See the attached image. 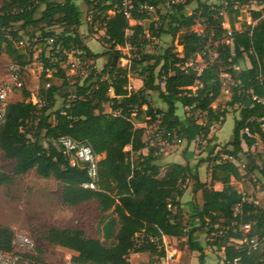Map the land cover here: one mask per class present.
<instances>
[{
    "label": "trees",
    "instance_id": "1",
    "mask_svg": "<svg viewBox=\"0 0 264 264\" xmlns=\"http://www.w3.org/2000/svg\"><path fill=\"white\" fill-rule=\"evenodd\" d=\"M128 1L131 19L136 24H131L124 13L123 0H85L92 9L90 27L98 24L104 30L108 48L103 52H94L84 41L80 33L84 11L77 0L2 1L0 25L11 27L13 40L0 32V56L6 54L11 61L26 66L33 51L18 48L15 41L22 38V30L39 28L41 41L50 47L49 55L42 54L45 61L42 76L52 70V76L63 80L62 85L41 86L37 103L27 100L31 92L25 87L23 100L9 102L6 123L0 133L4 156L15 161V176L35 169L41 177L60 181L65 205L94 202L104 223L102 238L89 237L80 227L50 224L43 239L49 245L74 252L71 257L74 264H132V253H149L152 259L143 264H163L168 255L164 236L186 237L188 247L197 251L200 263L205 264V247L195 237L199 229H204L212 238V245L224 251L225 264H264V208L244 202L241 212L234 213L233 207L242 201L243 193L234 186L232 178L240 180L245 174L234 161L223 159V155L240 159L243 144H253L254 139L246 129L264 135L259 122L264 116V103L259 101L264 96L262 12L250 10L255 25L245 22L236 29L235 18L249 0H229L226 11L234 18L228 43L221 3L197 0V6L188 13L186 2L162 9L168 0ZM145 4L157 7L159 15L148 28L143 21L154 15L142 9ZM200 20L205 25L202 32L193 29ZM56 25L63 27L57 34L51 29ZM165 34L172 36V44L160 52L147 51L153 38ZM54 35L57 38L49 43L48 39ZM176 44L183 47L182 53ZM128 46L134 55L130 68L118 63L126 57L122 48ZM206 47L217 51L215 60L204 58L201 69L197 64L187 65ZM72 51H80L85 61L107 57V62L102 70L91 67L83 80L71 83L62 63ZM246 57L251 67L237 71L235 67ZM222 73L231 76V98L223 106L214 107L224 87ZM133 74L142 78L139 89L130 88ZM153 92L167 104V109L152 105ZM59 98L62 102L57 106ZM179 105L191 113L181 116ZM235 106L240 108V117L235 121L230 140L225 144L208 143L209 156L203 162H212L209 183L200 179L201 163L193 166L187 154L184 163L172 162L163 169L159 145L148 146L146 154L142 152L147 147L146 128L136 126L135 120L156 126L157 134L165 142L181 140L189 146L200 138H208L211 126L223 123ZM196 111L205 114L206 122H199ZM66 134L91 144L100 155L105 154L99 163V189L84 187L82 184L89 181L86 169L80 164L72 165L58 148L57 139ZM127 146L131 149L126 150ZM255 153L248 151L251 161L246 169L264 175V165L258 163ZM187 180H193L194 185L185 222L181 197L185 193L182 185ZM12 181V175L0 173V186ZM214 182L221 183L222 188L216 189ZM199 192L202 202L197 198ZM248 222L252 223L251 230L244 233L240 226ZM14 235L12 227L0 223V249L12 250ZM247 238L257 239L255 249L246 241L237 242ZM35 251L37 255L23 253L21 264L25 257L36 264H47L40 259L41 247Z\"/></svg>",
    "mask_w": 264,
    "mask_h": 264
},
{
    "label": "rangeland",
    "instance_id": "2",
    "mask_svg": "<svg viewBox=\"0 0 264 264\" xmlns=\"http://www.w3.org/2000/svg\"><path fill=\"white\" fill-rule=\"evenodd\" d=\"M3 0H0V7ZM210 4H219L223 0H204ZM78 4L82 6L84 11L83 15V25L80 27V33L84 38V41L87 45L96 52H103L108 48V45L103 39L104 30L100 29L99 25L96 24L94 27H90L91 18H92V9L87 6L85 0H77ZM186 2V12L191 13L194 8L197 6V0H185ZM184 2V3H185ZM169 1L166 2L162 9H166L169 5ZM241 15L240 17L235 18V26L237 28H241V26L246 22L247 15H250V9L248 10L247 6L240 7ZM248 10V11H247ZM154 17L152 19H148L143 21V24L146 28L149 27V24L154 19H158L159 15L156 12L152 13ZM230 21L234 18L232 15H228ZM90 18V19H89ZM205 25L197 23L194 25L193 29L196 31L202 32L204 30ZM57 33L61 32L63 27L60 25L53 26L51 28ZM148 33V31L146 30ZM22 38L24 41V46L22 49L25 51H33V57L30 63L24 66V78H25V89H28L31 92V100L33 103H37L39 101L40 88L45 87L48 88L52 83L56 85H62L63 80L52 76V70H47V76L43 77L44 71V59L42 54L49 55L50 47L47 46L46 42L41 41L42 32L39 28L29 27L27 30L23 31ZM31 33H35L33 36ZM173 43V38L169 34L163 35L161 38H153L149 45H147L146 49L150 52H160L164 47L169 46ZM177 43V41H176ZM177 45V44H176ZM123 52L126 54L125 58H122L118 61V63L122 66L130 68V59L134 57L131 53L132 50L130 48L125 47L122 48ZM177 50L182 53L183 47L181 45H177ZM80 51L70 52L68 54V60L62 63L63 67L66 68L67 75L71 81V83L76 82L77 80H83L91 67H96L98 70H102L104 65L107 62V57H102L99 60H84ZM196 62L202 64V58L200 56L196 57ZM8 61H11L10 58L3 54L0 56V69H3ZM72 62H75V66L72 65ZM195 63V65L197 64ZM197 66V65H196ZM135 75V76H134ZM133 77L142 80V78L138 77L136 74L132 75ZM47 77H51V80H47ZM1 78H4V74L1 73ZM138 81V80H137ZM227 83L225 86L229 89V85L231 80L226 79ZM132 86L136 85L134 81L131 82ZM196 89V87H193ZM156 94V93H152ZM225 96H230L229 93L223 91L221 97L219 98V105L223 106L227 102V98ZM24 99L23 89L15 92L13 97L10 99V102L21 101ZM29 100V99H27ZM154 100L156 104L162 107H166L167 104L157 95H155ZM62 102V98L58 99L57 106ZM153 102V101H152ZM217 103V102H216ZM215 107V106H214ZM109 110V107H107ZM190 110L186 109L183 111L180 109L179 113L181 116H186ZM196 116L199 119V122H206L205 114L200 113L198 111L195 112ZM135 123L138 127L142 126L140 121L135 120ZM220 123H215L211 126L210 133L208 138L206 139H198L192 142L189 146H187L186 142H165L161 140V137L157 134L156 126L152 125L151 127H147L144 138L151 142L154 141V146L159 145L158 147H164L166 150L171 151V153H175L177 159L183 160L185 162L184 154H187L190 157V162L193 166L198 163H201L199 167V176L201 180L208 178L206 180L208 183L210 182L211 177V165L212 162H203L209 156V150L207 151V145L214 144L215 128L218 127ZM234 129V119L228 118L227 123L223 125L221 131V135L224 137L225 142L227 143L231 135L233 134ZM164 145V146H162ZM152 146V145H151ZM263 147V148H262ZM258 152L255 153L257 155V160L260 165H264V146H262ZM129 147H126L128 150ZM163 153V152H162ZM243 154V153H242ZM240 156V159H235V163L242 168V172L245 176L236 180L232 178V183L234 186L244 191L246 195L256 198L260 201L261 205L264 206V175L258 171L249 172L246 168L249 165L251 159L248 154ZM133 156V155H132ZM135 157V156H133ZM132 157V158H133ZM15 161L11 159H7L6 157L3 159L2 164L0 165V173H6L8 175L13 176V181L10 184H3L0 186V223L12 227L14 231H22L30 234L36 244L37 247H41L42 253L39 254L40 259L47 264H74L71 262V257L74 252L64 249H59L55 245H49L44 239L43 234L46 227L50 224H54L60 227H80L84 229L86 234L89 237H99L102 238V227L103 222L101 221L102 213L97 209L96 204L94 202H89L82 204L80 206H67L63 203L62 199V189L60 183L57 182L53 177L44 178L37 174L35 169L30 170L28 173L20 176L13 175L14 173ZM194 182L193 180H187L182 185L184 191L188 193L187 197L189 199L192 198V190H193ZM214 187L218 189L222 187V184L219 182H214ZM198 201L202 202L201 192L198 193ZM183 216L184 221L188 220V209L183 208ZM195 237L198 241H200L204 247L206 253L213 260V264L219 263V261L223 258L220 256V252L216 246L212 245V238H209L208 234L204 229H199L195 233ZM168 246L169 255L173 258H179L176 252H174V248H178L180 250H185L179 260L170 261V264H181L186 261V264L191 261V256H188V249H190L186 242V237L182 238H172L166 241L165 246ZM167 249V248H166ZM171 250V251H170ZM31 255H37V251L32 252ZM188 257V260H184ZM225 257V256H224ZM199 258V257H198ZM152 257L149 253H132L130 255V261L132 264H143L147 263L151 260ZM183 259V260H182ZM163 262V261H162ZM198 262L200 260L198 259ZM23 264H36L35 260L30 257H25Z\"/></svg>",
    "mask_w": 264,
    "mask_h": 264
},
{
    "label": "built area",
    "instance_id": "3",
    "mask_svg": "<svg viewBox=\"0 0 264 264\" xmlns=\"http://www.w3.org/2000/svg\"><path fill=\"white\" fill-rule=\"evenodd\" d=\"M96 1V0H92ZM169 5L172 4H179L184 3L185 0H168ZM128 0H123L124 5V13L127 17L130 18V23L135 24L137 21L134 19H131V13L128 8ZM221 4L224 5L223 8L220 9V14L224 16L225 19H228V12L226 11V7L229 4V0H223ZM244 6L248 7V10H260L262 12V17H264V0H249L248 3H246ZM238 7V4L235 6ZM143 10H148L149 12H156L157 7L154 5H142ZM241 11V9H240ZM240 17V16H238ZM246 23L248 25L254 26L256 21L252 19L251 15H247L246 17ZM224 28L227 29V42H231V36L233 33V29L228 22H223ZM11 27L4 28L0 25V32H5V37L7 39L13 40L11 35ZM200 32V31H198ZM129 33V31H127ZM57 38L56 35L50 37L48 39L49 43H53L54 40ZM15 44L18 48H21L25 45L23 38H20L19 40L15 41ZM130 48V46H128ZM25 49V48H24ZM210 55L212 61L215 60L218 56V54L211 50L209 47H206L205 50L202 52V55ZM195 63L194 59H190L187 65H193ZM72 65L75 66V62H72ZM24 66L17 62L8 61L3 69H0V133L2 128L4 127L7 119V109L8 104L10 102V97L16 90H20L25 86V78H24ZM1 73L4 74V78H1ZM262 103H264V96L259 99ZM260 122V128L264 134V116L259 120ZM245 132L248 134L249 137H252L254 139L253 144L250 146V149L252 151L258 152L257 150H260L262 146H264V135H259L257 133L252 134L249 132V130H245ZM181 142V140H179ZM56 144L59 149L63 151L64 154H66L72 165L80 164L82 165L86 171L87 175L89 177V181L84 182L82 185L87 188L91 189H99L98 181H99V163L101 160V156L99 153H97L94 148L91 146V144L87 143L86 141H80L75 139L71 135H62L60 136ZM263 148V147H262ZM5 158L4 152L1 148L0 144V165L2 164L3 159ZM223 159L232 160L235 161V158L229 155H223ZM244 202L253 203L254 205L262 206L260 201L256 198L250 197L243 193V198L240 203H237L233 207V211L235 214H238L242 210V204ZM252 223H244L240 226V229L244 231V233H248L251 230ZM246 241L248 245L251 248L257 247V239L251 238V239H241L238 241V243H242ZM36 249V244L33 239V237L25 232L22 231H15V235L13 238V249L12 250H3L0 249V264H21L23 260V253L26 252H33ZM224 262L226 258L224 257ZM234 264H238L235 262Z\"/></svg>",
    "mask_w": 264,
    "mask_h": 264
},
{
    "label": "crops",
    "instance_id": "4",
    "mask_svg": "<svg viewBox=\"0 0 264 264\" xmlns=\"http://www.w3.org/2000/svg\"><path fill=\"white\" fill-rule=\"evenodd\" d=\"M220 4V3H219ZM248 11V10H247ZM241 15V11H240V14H239V16ZM251 15V14H250ZM237 18H238V16H237ZM229 21V24H230V26H231V21H230V18L228 17V19H225V22H228ZM137 23V22H136ZM135 23V24H136ZM232 27V26H231ZM235 28L236 29H240V28H237L236 26H235ZM211 50H213V51H215L216 53H217V51L215 50V49H213V48H211V47H209ZM94 51V50H93ZM94 52H96V51H94ZM218 54V53H217ZM197 56H200L201 58H202V64H199V63H197L196 62V60H197ZM207 56V57H206ZM204 58H208L209 59V61H212V59H211V57H210V55H202V53H198L196 56H195V63H197V68L198 69H201L202 67H204V65H205V61H204ZM99 59H101V58H99ZM98 59V60H99ZM195 63H194V65H195ZM249 67H251V62H250V59L248 58V57H246V59L243 61V62H241V64L240 65H238V66H236L235 67V69L237 70V71H240L242 68H249ZM135 76V75H134ZM221 76H222V78H223V80H224V87H223V90H222V93H223V91L224 92H226V93H229V97L228 96H225V98H227L228 100L227 101H229L230 100V98H231V91H230V88L228 89L227 88V86H225L227 83L225 82V80L226 79H229V80H231V82H232V79L230 78L231 76H230V74H228V73H222L221 74ZM132 80L134 81V83L136 84V85H134V87L132 86V84H130V88H134V89H139L142 85H143V81L142 80H140V79H137V78H135V77H131V82H132ZM138 80V81H137ZM231 84V83H230ZM25 87V86H24ZM229 87H230V85H229ZM20 90H22V89H20ZM17 91H19V90H16V91H14V93L11 95V97H10V99L13 97V95L15 94V92H17ZM222 93H221V95H222ZM111 94H113V91H111ZM32 95V94H31ZM155 95H157V93L156 94H151V100L153 101L152 102V105L155 107V108H161V109H167V106L166 107H162V106H159L158 104H156V102H155V100H154V97H155ZM221 97V96H220ZM219 97V98H220ZM219 98L217 99V103L215 102L214 104H213V106H215V107H217L218 105H219ZM29 100L31 99V98H28ZM180 109L181 110H185V108L184 107H182L181 105H179V109H178V113H179V111H180ZM180 114V113H179ZM181 115V114H180ZM240 117V108L238 107V106H235V107H232V108H230V111H229V113L227 114V116H226V118H225V121L223 122V123H220L219 125H218V127L217 128H215V131H217V134H215V140L214 141H216L217 143H222V144H224L223 142H225V139H224V137L221 135V131L220 130H222V127H223V125L224 124H226L227 123V119L228 118H233L234 119V126H235V121H236V119L237 118H239ZM140 123H142L141 125L142 126H140V127H144V128H146V130H147V127H151L152 125H148L146 122H144V121H140ZM136 124V123H135ZM217 124V123H216ZM214 125V124H213ZM136 126H138L137 124H136ZM157 128V127H156ZM157 130V129H156ZM147 141V140H146ZM151 145L152 146H154V141L153 140H151V142L150 143H148V141H147V147L145 148V149H143L142 150V152L144 153V154H146V153H148V151H149V147H151ZM149 146V147H148ZM162 146H164V145H162ZM208 146V145H207ZM127 147H129V149L128 150H130L131 149V146H127ZM243 148H244V150H243V154L242 155H247L248 154V151H250V146H248L247 144H243ZM208 149H209V146L207 147V151H208ZM163 152V153H162ZM241 154H240V156H241ZM132 155H133V153H132ZM101 157V159L105 156V154H102V155H100ZM172 162H181V163H184L183 162V160H179V159H177V157H176V154L175 153H171V151H169V150H166V148H164V147H161V159H160V163L162 164V166H163V169L166 167V165H168L169 163H172ZM210 179H211V177H210ZM206 180H208V178H205L204 180H202V181H206ZM57 182L58 183H60V181H58L57 180ZM222 188V187H221ZM220 187L218 188V189H221ZM241 191V190H240ZM242 193H245L244 191H241ZM187 195H188V193L185 191V193H184V195L181 197V202L183 203V207L184 208H186L187 207V209H189V205H188V202L193 198V193H192V198L191 199H189V197H187ZM104 224V223H103ZM172 238H175V237H171V236H164V242H165V244H166V241H168V240H170V239H172ZM239 240H237V242H238ZM59 249H64V250H67L66 248H63V247H60V246H57ZM166 248H167V251H168V255H167V257L165 258V259H163V264H170V261H175V260H179L180 258H181V256H182V254L185 252V250H180V249H178V248H174V252H176L177 254H179L178 255V257L179 258H173L172 259V257L174 256V254H170L169 255V249H168V246L166 245ZM171 251V250H170ZM188 251V256H191V261H189V263L188 264H201L200 262H198V257H199V254H198V252L197 251H195V250H191V249H188L187 250ZM137 254H139V253H137ZM209 253H206V256H205V264H213V260L210 258V256L208 255ZM171 255H173L172 257H171ZM223 256V258H224V251L222 250L221 252H220V256ZM221 259L220 261H219V263H217V264H225V262H224V259ZM187 259V261L188 260H190V259H188V257H186V255H185V258H184V260H186ZM183 260V259H182ZM181 264H186V261H184V262H182Z\"/></svg>",
    "mask_w": 264,
    "mask_h": 264
}]
</instances>
